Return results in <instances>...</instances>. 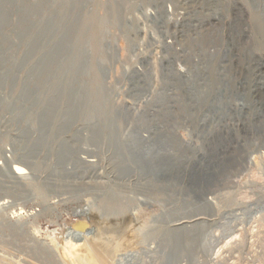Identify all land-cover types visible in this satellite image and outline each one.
I'll use <instances>...</instances> for the list:
<instances>
[{
	"label": "rangeland",
	"instance_id": "1",
	"mask_svg": "<svg viewBox=\"0 0 264 264\" xmlns=\"http://www.w3.org/2000/svg\"><path fill=\"white\" fill-rule=\"evenodd\" d=\"M86 1L0 0V24L3 17L7 19V34L4 33L0 40L3 43L0 45V147L10 136L22 135L27 138L26 149L30 152L28 158L30 168L33 170L30 172L33 175H29V178L21 184L16 183L13 191L16 198L23 196L27 200L26 208L29 210L35 208L40 211L34 219H15L12 225L0 220V264H72V259L66 255V246L74 242H71L66 235L68 228L74 231V224L81 223L79 219L72 218V215L76 214H85L84 216L90 218L89 222L85 221L90 231L94 230L93 227L104 229L113 225V228L119 231V235H122L126 229L127 242L119 251L117 250L118 252H115V255L137 251L136 260L128 259L130 264H137L138 260L142 259L152 263L149 257L152 254L147 252L154 250L156 246L153 240L146 242V235L152 228L156 230L166 228L167 226L158 220L169 221L170 209L173 212L172 218L177 217L175 212H180L183 208L179 200L188 196L187 194L194 195L193 192L211 195L222 192L223 198L220 202L222 212L229 209L241 211L252 207L251 217L244 216L241 220L234 222V230L228 232L224 238L221 244L222 254L219 255L220 258L223 255L226 264H264V208L256 205L264 200V149L261 148L264 145V62H260L264 59V7L258 9L256 14L259 20L255 22V13L246 4V0H237L242 6L246 20H242L241 14L234 10L232 61L225 59L229 52L225 45L223 50L224 65L229 74L228 82L224 84L222 82L227 90L224 93L226 104L234 106L235 102L241 107L244 102L250 100L254 106L250 114L247 112L233 114L230 113V109L223 112L224 115L229 113L234 119V121L226 119L225 123L239 125L238 136L241 146L236 149L235 144L233 145L235 136L222 137L223 124H220L221 128L219 125L216 131L212 127V132L206 140H201L202 138H199L201 136L192 126L183 127L186 130L181 128L180 134L184 137L186 145L183 160H186V157H192L189 154L192 148L187 143H191V147L203 148L207 161L201 159L198 164H195L194 169L201 166L209 175L206 176L203 173V176L197 180L192 174L193 182H189L187 177L175 178L176 182H172L175 188L161 179L159 183H156L157 186L159 185L157 192L152 193L158 200V205L152 209L146 206L141 207L137 220L133 219L134 216L129 212L130 204L125 205L126 211L122 210L120 216H116L118 218H107V220L104 213L122 209L117 199L111 197L105 201L100 197L94 204H89L85 202V197L72 196L70 188L64 186L57 188V182L69 183L68 179H71L67 173L61 174L58 169L60 158L56 155L55 136L58 133V122L63 117V113L58 108L59 95L63 90L62 101H68L70 98V79L74 71L71 70L68 74L66 67L63 72L59 70L61 63L69 65L72 62L70 61L73 57L72 43L75 41V30L83 24V3L85 4ZM121 1L114 0L120 3L118 8L120 15L107 39L112 38L113 30L121 23V16L131 10L132 5H129L128 9L127 4L124 5ZM130 1L132 4L133 0ZM7 7L11 9L9 14ZM121 9L125 10L124 14L123 12L121 14ZM92 57L98 58L96 50H93ZM85 74L82 68L79 77L74 74L78 81L76 101H84V95L87 94L83 93L85 88L89 89V92L94 89L93 75ZM102 84H104L103 81ZM106 91L109 90L106 89ZM104 94L107 98L109 93ZM47 103H54V108L57 106L56 115H54V108L45 109ZM100 117L98 115L95 118ZM47 121L49 124L46 131L44 125ZM50 127L53 130H49ZM207 130L209 131V128ZM51 131H53L52 135ZM40 136L43 137L40 139ZM174 149L176 155L183 153L177 151L176 146ZM20 151L23 150L16 148V152ZM249 154H251L252 163L246 164L244 160ZM222 159L225 161L224 166H221ZM108 160L112 164L118 162L117 157L108 158ZM122 162L137 167L130 158L124 157ZM178 171L188 172L183 166H179ZM150 179L144 178L143 184ZM103 191L97 190L96 193ZM142 191L149 192L147 188ZM57 197L58 200H56ZM231 197L234 198V204ZM54 200L59 203L53 205L51 201ZM167 210L170 216L165 218L163 215ZM152 213L159 214L156 216L159 219L156 220L155 217L152 221ZM239 213L242 214V212ZM212 257H215V252ZM110 262L112 264L113 259Z\"/></svg>",
	"mask_w": 264,
	"mask_h": 264
},
{
	"label": "built area",
	"instance_id": "2",
	"mask_svg": "<svg viewBox=\"0 0 264 264\" xmlns=\"http://www.w3.org/2000/svg\"><path fill=\"white\" fill-rule=\"evenodd\" d=\"M131 5L133 8L130 13L122 15L121 23L113 30L110 44L117 55H113L115 59L107 84L121 95L118 102L127 116L116 119L113 124L98 123L102 130L97 133L91 117V105L75 103L72 96L69 103L72 111L70 116L67 115V118L58 122L59 130L61 128V132L57 134L61 150L55 153L60 158L58 168L61 174L67 173L71 179H68L69 183L57 182V188L68 187L73 193L72 196L85 197V202L89 204H94L100 197L105 201L111 197L117 199L122 209L104 213L106 219L118 218L122 210L126 211L125 205L130 204L129 212L134 216L133 219L137 220L141 207L152 209L158 205V200L152 193L157 192L159 185L157 186L153 179L143 184L135 168L132 173L124 167L115 168L109 162L108 158L121 157L125 154L122 152L123 146H118L115 139L119 137L136 144L140 139H147L149 136L158 139L166 132L154 133L153 128L160 124L219 125L223 45L228 47L227 59L232 61L234 53V0H226L225 6L222 0H134ZM204 61L214 62V71L211 75L204 72L198 77L197 82L199 88L211 90L218 96L215 97L210 110L207 107L206 111L198 114L196 118L183 111L171 114L158 112L149 95L189 92L195 67L198 69L199 63ZM134 94L136 96L132 97ZM180 130L179 135L185 140ZM26 139L22 135L10 136L0 147V220L7 222L8 225H12L15 219H34L40 212L35 208L31 210L26 208L27 200L23 196L16 198L13 191L16 183L21 184L29 178L30 152L26 149ZM151 146L154 150L158 147L155 142H151ZM16 148L23 151L16 152ZM90 159H95L96 163H89ZM15 166L22 167L26 175H16ZM144 188L149 192L144 193L142 191ZM101 189L104 191L96 193ZM187 197L185 196L184 203H192L197 209L201 204L207 205L214 196L194 192V195ZM56 200L51 203L58 204L59 201ZM179 204H183V199L179 200ZM20 206L22 207L19 208ZM220 208L217 207L218 212H222ZM194 214L201 213L197 211ZM84 215L76 214L72 215V218L89 222L90 218ZM151 215L153 221L159 214ZM220 216L217 214V217L212 218L203 214L195 220L219 222L220 225L224 223ZM220 226L214 232L218 240L214 242L212 248L206 252L199 250L196 253V264H226L223 255L220 258L219 254H222L221 244L224 238L228 232L234 230V223L227 232L222 231ZM88 231L90 229L85 230ZM39 232L42 234L41 230ZM72 233L73 229L68 228L66 236L70 241H74ZM193 259L187 257L178 264H193Z\"/></svg>",
	"mask_w": 264,
	"mask_h": 264
},
{
	"label": "bare ground",
	"instance_id": "3",
	"mask_svg": "<svg viewBox=\"0 0 264 264\" xmlns=\"http://www.w3.org/2000/svg\"><path fill=\"white\" fill-rule=\"evenodd\" d=\"M222 1H223V6H225L226 0H222ZM109 2H104L103 0H87L85 4L83 3V9H84V16L82 18L83 24L80 26V28L77 29L75 28L76 25H74V28L76 29L75 30L76 36L74 39L75 41H73L71 48L73 57L70 59V61L72 62L69 65L61 63L60 64L61 69L59 70L63 72V70H65L66 67L68 74L71 72V70H74L70 79V88H69L70 98L67 97L68 101H62V94H64L63 90L59 95L58 108L63 113L62 120L64 118H67V115L70 116L72 111L71 108H69V103H71L72 96H74L75 103H81L83 105L89 103L91 105L90 106L92 108L91 117L95 122V132L97 133L100 132V130H102L98 126V123L100 125L107 123L113 124V122L116 119H122L125 117V115L127 116V114L124 113V109L121 108L122 106L119 105L118 102L121 95L114 88L107 86V84H105V82L107 83L110 81L111 65L114 63V59H115L113 58V55H117L116 51L114 52V49L110 44L111 39H107V38L111 28L112 29L115 28L117 19L120 15V11H118V8H120V3H116L114 2V0H110ZM121 2L124 5L127 4L128 9L131 6L130 0H122ZM245 2L249 7L252 8V11L255 13L254 21L256 22V20L259 18V16L256 13L258 12V9L260 10V8L262 9L264 7V0H262V2L261 0H249V1L246 0ZM132 8L133 5L131 7V10ZM131 10H129L126 14H129ZM234 10L237 11L239 14H241L242 20L244 19L246 20V17L243 14L242 6L237 0L234 1ZM85 11L87 12L85 13ZM122 12L124 14L125 10L121 9V14ZM1 44L3 45V43L0 42V45ZM93 50H96V52H98V58L92 57ZM227 58L225 59L229 60ZM260 62H264V59H261ZM199 64L200 66L198 67V69L195 67L194 70V78L192 79V85H191L192 91L190 90L187 93H180V94L166 93V94H155L152 96L149 95L152 97L151 102H153L156 105L155 107L158 110V112L171 114L175 112L181 113L183 111L184 113H189V115L192 114L193 115V116L191 115L192 118H196L198 114H201V112L204 113L207 107H209L210 110V107L213 106L212 104L215 100V97L218 96L215 95L214 92L211 90L205 91L204 88H199L197 82H198V77L202 75L204 72L207 75H211V73L214 71V62L204 61ZM81 68L83 69V71H85L86 73L85 75L87 76L93 75L94 89L92 90V92H89L90 90L89 89L86 90L85 88L83 93H87V94L84 95L85 98L83 99L84 101H79V100L76 101L78 81L75 78V75L79 77V72ZM226 71L227 69L224 65V59H222L223 84L224 82H228L227 78L229 77L228 76L229 74ZM104 77H105V81H104ZM102 81L104 84H102ZM61 85H63L62 81H61ZM226 86H228V84ZM106 89H108L109 91H106ZM110 91L112 92L110 93ZM226 91H227L226 87L222 85V90L221 93L219 94L220 103H221L220 105L221 109H219L220 110L219 113L221 114V122L219 123V125L223 124V126L220 125V128L222 126L221 131L223 138L224 135H227L229 137H233V136L236 137L235 142H233V145L235 144L236 146L235 148L238 149L241 146V140L240 137L238 136L239 125L238 126L231 125L229 122L225 123L226 119L228 120L231 119L230 121H234V119L231 118L229 113L224 115L223 112L224 110L230 109L231 111L230 113L233 114H241L243 112H247L250 114L254 106L252 105V101L250 100L244 102V104H242L241 107L235 102H234V106L230 104L227 105L224 99L225 97L224 93ZM105 92L109 93L107 95V98L106 95L104 94ZM78 94H80V91H78ZM133 96L136 95L134 94L132 95V97ZM56 107L54 108V103L52 104L47 103L45 105L46 110L54 108L55 111L54 115L57 114ZM232 107L234 108V110ZM50 113L52 114V111H50ZM98 115L101 117L99 119H96L95 117H97ZM45 123L46 125H44V129L47 131L49 122L47 121ZM219 125L202 126L197 124V125H192V127L193 129H195L194 131L201 136L199 137L202 138L201 140L203 139L206 140L208 139L209 137L208 135L210 134V132H212V127H214V130L216 131ZM45 126L47 127L45 128ZM188 126L191 127L190 124L171 125V126H166L165 124L157 125L156 127L153 128V131L154 133L166 131L165 133H163V135L161 134L162 137H159L158 139H156L157 137L152 139L151 136H149L147 139H143V138L140 139V142H137V144L131 140L130 141L124 140L123 138H119L118 136L115 135L116 138L118 137L117 139H115L116 144L118 146L119 145L123 146L122 152H125V154L124 156L121 157L112 156L114 158L116 157L118 158L117 160L118 162H116V164H112L110 161L109 162L115 168L124 167L129 171H132V173L134 172V168H135V170L139 172L142 181L144 180V178H151L155 181V183H159L161 179H163L164 181L169 182L173 188H175V185H172V182L175 183L176 182L175 178L178 177L180 179H184L185 177H187L189 182H193L191 180L192 174L193 177L197 179L203 176V173L206 172V170H204L201 166H197L195 169L194 167L195 164H198L201 161V159L206 160L207 155L203 148L201 149L200 147H191L192 144L187 143L189 144L190 148H192V150H190L189 153L192 155V157L190 158L186 157V160H183L182 156L184 154L186 145L184 144L185 140H182L181 136L179 135V130L181 128L183 129V127H188ZM208 128L209 131L207 130ZM49 130H53V128L50 127ZM60 130L58 128V133L61 132ZM184 130L186 129L184 128ZM52 132L53 131H51L50 133L51 135ZM58 133H56L55 136V139L58 142V143L56 142L57 152H59V149L61 150V142L60 140H58V138H56ZM166 133H169V135H165ZM164 136H168V137H164ZM42 137L43 136H40V139ZM151 142L152 143L155 142V144L158 146L155 147V150L151 146ZM174 146H176L177 151H181L183 153H180L179 155L177 153L176 155ZM261 148L263 150L264 145ZM250 156L251 154H249L246 160H244L246 164L252 163L250 160ZM124 157L132 159V161L135 162V165L137 167L124 164L122 162V158ZM88 162L96 163V160L90 159ZM224 164L225 161L222 159L221 166H224ZM179 166H183L185 170H188V172L185 171V173H183L178 171ZM191 166H193L192 169L190 168ZM30 170L33 171L32 168H30ZM194 170L195 172L193 173ZM199 171H203V172H199ZM14 173L19 176L26 175V172L20 166H15ZM205 174L206 176L209 175L208 173ZM29 175L31 176L33 174L29 172ZM187 195L188 197L190 196V194ZM212 195L214 197L212 198L211 201H208L207 205L201 204V206L199 207L197 206V209H195V205H193L192 203L184 204V198H183L182 210L180 209V212H175L176 215H178L177 217L172 218L173 212L171 209L169 210L171 212V216L168 210L165 211L163 217L167 218L168 216H170L169 221L168 220L161 221L158 220L159 217H156L157 218L156 220H158V222L159 221L163 222L162 224H165L167 227L166 228L164 227L165 229L162 228L158 230H156V228H152L149 234L146 235V239H147L146 242L149 243L153 240V244L154 246H156L155 249L153 248L154 250L151 249V251L147 252L148 254H152V256L149 257L153 264H178L180 261L186 259L187 257L194 258L192 261H194L193 264H196V257H197L196 253H198L199 250L204 252L208 251L209 249L212 248L214 242L218 240L214 236V232L217 230V227L221 225L220 229H222V231L224 232H227L231 230L234 222L241 220L244 216L248 218L253 215L251 212L252 207H247L241 211L229 209L228 211L225 212H218L217 207L220 206V202L222 201L223 194L222 192H217ZM231 199H233L232 204H234V198L231 197ZM256 205L258 207L264 208V200H261ZM197 211L198 213L201 214L198 215L194 214ZM239 212H242V214H240ZM203 214H207L212 218H215L217 217V214H220L221 220L224 221V223L218 225L219 222L208 223L206 221L195 220L198 216H202ZM192 215H197V216L192 217ZM88 226L89 225L85 223V221H81V223L74 224V233L72 235V238L74 239L73 242L75 244L72 243L66 246L67 249L66 255H68L70 259H72L73 262L72 264H110L111 263L110 260L112 259H113L112 264H130L128 259L136 260L137 251H129L123 254L119 253V255H115L116 254L115 252L117 250L119 251L120 248H122L123 245L127 242L126 229L124 230L125 233H123L122 235L120 234L121 235L120 236L118 233L119 231L115 230L113 228V225L105 227L104 229L93 227L94 230L85 232V230L88 229ZM194 249L195 251H193ZM183 255L185 257H182ZM152 263L142 259V260H138L137 264H152ZM132 264H136V263H132Z\"/></svg>",
	"mask_w": 264,
	"mask_h": 264
},
{
	"label": "water",
	"instance_id": "4",
	"mask_svg": "<svg viewBox=\"0 0 264 264\" xmlns=\"http://www.w3.org/2000/svg\"><path fill=\"white\" fill-rule=\"evenodd\" d=\"M5 7H6V5H5ZM8 8V7H7ZM11 12V9L10 8H8L7 9V13L9 14ZM28 19V18H27ZM3 21L1 22V24H0V40H2L1 39V37H2V35H4V33L5 34H7V24H6V22H7V19H5L4 17H3V19H2Z\"/></svg>",
	"mask_w": 264,
	"mask_h": 264
}]
</instances>
